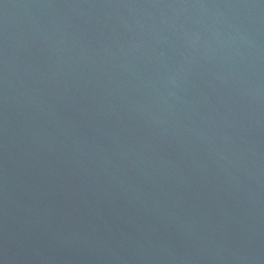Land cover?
Here are the masks:
<instances>
[{
  "label": "water",
  "instance_id": "95a60500",
  "mask_svg": "<svg viewBox=\"0 0 264 264\" xmlns=\"http://www.w3.org/2000/svg\"><path fill=\"white\" fill-rule=\"evenodd\" d=\"M0 264H264V0H0Z\"/></svg>",
  "mask_w": 264,
  "mask_h": 264
}]
</instances>
